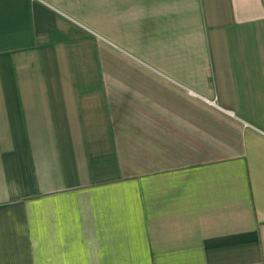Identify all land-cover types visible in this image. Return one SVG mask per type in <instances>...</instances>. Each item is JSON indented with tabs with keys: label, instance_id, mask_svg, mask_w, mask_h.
<instances>
[{
	"label": "crops",
	"instance_id": "crops-1",
	"mask_svg": "<svg viewBox=\"0 0 264 264\" xmlns=\"http://www.w3.org/2000/svg\"><path fill=\"white\" fill-rule=\"evenodd\" d=\"M0 264H264V0H0Z\"/></svg>",
	"mask_w": 264,
	"mask_h": 264
},
{
	"label": "built area",
	"instance_id": "built-area-1",
	"mask_svg": "<svg viewBox=\"0 0 264 264\" xmlns=\"http://www.w3.org/2000/svg\"><path fill=\"white\" fill-rule=\"evenodd\" d=\"M210 103H212V104H215V100H211V101H209Z\"/></svg>",
	"mask_w": 264,
	"mask_h": 264
}]
</instances>
